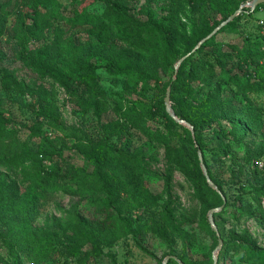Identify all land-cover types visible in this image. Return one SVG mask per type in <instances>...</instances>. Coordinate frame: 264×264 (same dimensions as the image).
I'll use <instances>...</instances> for the list:
<instances>
[{
    "label": "trees",
    "instance_id": "1",
    "mask_svg": "<svg viewBox=\"0 0 264 264\" xmlns=\"http://www.w3.org/2000/svg\"><path fill=\"white\" fill-rule=\"evenodd\" d=\"M100 1L70 0L69 5L63 6L61 0H0V40L10 30L24 45L28 42H44L48 39L46 25L49 18L57 16L66 18L73 25H93L95 31L93 30L92 38L101 51L114 47L116 41L120 40L139 51L149 53L152 45L161 42L159 58L165 67L183 55L176 48L169 32L173 13L181 0H172L168 9L163 8L167 11L159 16L155 14L154 8L149 6L147 19L133 14L122 0L106 2L102 9L97 8ZM190 1L198 12V22L190 37L184 42L186 53L206 38L219 23L212 21L210 9L213 3L219 4L221 0ZM226 1L232 3V0ZM249 9L245 8L242 14L205 39L196 51L184 58L177 76L170 84L175 89H171L172 96L180 91L188 95L189 89L193 87V81L204 84L207 79H211L214 74L202 73L204 60L199 57V53L209 46H218L221 40L217 35L228 28H236L244 14L255 15L264 12V2L258 4L254 10ZM67 10H70L71 14L65 15L64 11ZM235 10L236 7L230 6L224 18L233 14ZM117 16H123L126 22L129 21L131 28H125L122 24L113 27V20ZM260 28L261 41L251 43L244 42V39L240 43L242 46L237 45L241 54L246 52L247 58L244 61L250 68L242 75H231L227 79L229 83L235 84L234 91L241 96L238 112H234L231 117L207 115L201 106L194 105L189 100H185L182 105H174L176 115L194 126L193 132L189 126L179 122L167 111L165 90L157 102L159 109L157 113L137 101L134 107L123 110L121 114L130 123V127L145 132L150 139L164 145L169 164V172L163 175L166 192L171 194L173 171H179L196 191L201 204V221L204 227L210 226L209 210L225 204L227 200H224L223 195L227 196V193L223 183L215 177L208 166V173L219 190L210 185L201 166L198 149L202 150L205 164L208 165L207 152L216 157L222 156L225 147L232 148V141L246 137L248 132L261 127L262 124L264 108L260 104L262 102L260 98L264 96V31L262 25ZM79 49L73 37H64L63 31L59 29L56 38L50 44H42L35 55L22 50L18 57L40 77H48L63 86L75 99L78 109L82 112L101 113L106 109V93L99 86L97 72L99 65L93 60L92 53L86 52L84 48ZM251 57L259 61L252 63ZM116 62L115 59H109L106 63L107 70L112 74L119 75L129 70L136 73L138 83L143 85L148 83V75L141 66L120 68ZM5 85L8 89L13 87L10 78H6ZM40 94L44 100L33 105L38 108L35 118V125L38 128L36 136H41V129L44 126L54 130L62 121L55 103L49 102L47 88L42 87ZM156 116L162 118L163 126L153 130L146 125V121ZM114 127L117 132L124 135V127L119 120L114 123ZM19 135L18 128L13 126V120L0 109V182L5 181L6 171H16L22 177V185L25 188L24 195L20 197L18 190L17 197L10 198L6 207L8 215L4 224L7 227L12 259L7 264H25L23 256L33 264H38L50 259L60 246H65L71 254L78 253L86 244L113 247L122 237L123 231L126 233L133 231L130 219L123 215L120 209L122 198L128 202L130 212H133V207L145 206L152 209L153 206H158V195L153 194L147 185V175L154 173L147 167L145 158L139 152L119 146L107 136L79 137L77 145L84 155L86 166L78 167L67 161L63 167L61 163L55 161L57 150L54 140L42 136L39 147L33 149L26 140L20 143L16 141ZM49 161L57 163L52 171L48 170ZM254 171L255 175L263 180L257 191L260 197H264V173L260 174L264 172V168L256 166ZM59 190L101 196L96 198L94 203L104 217L90 219L75 215L72 225L73 239L69 244L64 242L65 233L52 230L50 227L38 229L33 225L50 194ZM160 216L163 221L157 224L159 228L154 226L153 228L164 237L170 230L169 215L161 212ZM238 249H242L248 255L252 264H264V248L257 245L248 231L228 247H223L218 264L222 255L233 254ZM209 256L208 260L192 261L193 263L189 262L185 255L178 257L186 264H213L212 252ZM168 264H178V260L171 258Z\"/></svg>",
    "mask_w": 264,
    "mask_h": 264
},
{
    "label": "rangeland",
    "instance_id": "2",
    "mask_svg": "<svg viewBox=\"0 0 264 264\" xmlns=\"http://www.w3.org/2000/svg\"><path fill=\"white\" fill-rule=\"evenodd\" d=\"M109 1L114 0H101L97 8L102 9ZM122 1L133 14L147 19L149 6L153 7L155 14L159 16L167 11L163 8L168 9L172 0ZM61 2L63 6L70 4V0ZM248 2L232 0V3H228L221 0L219 4L213 3L210 9L212 21H219L213 30L229 17L224 18L230 6L236 7L235 11L242 9V14L245 8H250L246 6ZM64 13L71 14L70 10ZM262 19L264 12L255 15L244 14L236 28H228L217 35L221 40L218 46H209L199 53V57L204 60L202 73L211 72L214 75L204 84L193 81L188 95L182 94L181 91L171 95L173 110L174 105L179 106L189 100L192 104L201 106L207 115H223L229 118L234 112H238L241 96L234 91L235 84L229 83L227 79L231 75H242L250 68L244 61L247 58L246 52L241 54L237 45L242 46L240 43L244 39V42L251 43L262 40ZM113 21V27L122 24L125 28H131V24L126 22L123 16H117ZM197 22L198 12L192 1L181 0L173 13L169 32L176 48L183 55L167 67L159 58L161 42L152 45L149 53L139 51L120 40L116 41L114 47L101 51L92 38L93 25H73L66 18L57 16L49 18L46 25L48 39L44 42H28L24 45L10 30L0 40V109L13 120V126L18 128L20 135L16 141L20 143L26 140L33 149H37L42 142V136H46L56 144V162L61 163L63 167L67 161L78 167H85V158L79 151L77 139L107 136L115 144L143 155L147 167L154 173L147 175V185L153 194L158 195V206H153L152 209L145 206L133 207V212L128 211V202L125 199L120 200L122 214L130 219L133 231H123L122 237L113 247L86 244L81 251L71 254L65 246H60L50 259L38 264H163L168 255H185L189 262H196L208 260L211 252L214 261V256L219 258L224 246L228 247L246 231L253 236L258 246L264 248V197H260L257 191L263 180L255 175L254 171L256 166L259 167L258 162H262L264 168V113L261 127L252 129L240 140L232 141V148L225 147L222 156L216 157L207 152V170L209 166L215 177L223 183L227 193V196L223 195L227 200L226 205L223 203L214 207V222L209 218L210 226L207 227H204L201 221V204L194 187L177 170L173 171L171 194H167L163 175L169 172V164L164 145L150 139L145 132L130 127V123L121 116L123 110L134 107L137 101L144 103L154 113L158 112L157 102L164 90L166 97L172 79L177 76L178 62L200 47H197L199 42L191 51L185 52L184 42L192 34ZM59 29L63 31L64 37H73L79 45V50L84 48L86 52L92 53L93 60L99 65V86L106 93V109L101 113L82 112L63 86L48 77H40L18 57L22 50L35 55L42 44H50L56 38ZM109 59L117 60L120 68L141 66L148 75V83H138L136 73L129 70L119 75L112 74L106 67ZM250 61L256 63L259 60L251 57ZM6 78H10L13 85L11 89L5 85ZM42 87L47 88L49 102L55 103L62 121L54 130L44 126L41 136H36L38 128L35 118L38 108L33 105L44 100L40 94ZM262 97V102H258L264 108V96ZM118 120L124 127V135L114 127ZM161 123L160 116L146 121V125L153 130L163 126ZM55 161L48 162L49 171L56 166ZM4 178L5 181L0 182V264L12 261L7 227L4 224L8 215L6 207L10 198L17 197L18 190L19 196L22 197L25 189L19 172L6 171ZM100 197L63 190L53 192L42 205L33 225L38 229L50 227L65 233L64 242L69 244L73 239L72 225L75 215L90 219L104 217L94 203L95 199ZM161 212L169 215L170 230L164 237L153 228H159L157 224L163 221ZM23 258L25 264H33L28 258ZM178 264L186 263L178 257ZM220 264H252V260L248 259L242 249H238L233 254L222 255Z\"/></svg>",
    "mask_w": 264,
    "mask_h": 264
},
{
    "label": "water",
    "instance_id": "3",
    "mask_svg": "<svg viewBox=\"0 0 264 264\" xmlns=\"http://www.w3.org/2000/svg\"><path fill=\"white\" fill-rule=\"evenodd\" d=\"M263 2H264V0H250V1L246 4V6H249L252 10H254L258 4L263 3ZM241 11H242V9H239V10L235 11L233 14H231V15H230V16H229V17H228V18H227V19H226V20H225V21H224L219 27H217V28H216L215 30H213V32H211L206 38H204V39L198 44L197 47H199V46L201 45V43H202L205 39H207V38L211 37L213 34H215V33H216V32H217V31H218L223 25H225V24H227L229 21L233 20L237 15H239V14L241 13ZM184 58H185V57H184ZM184 58H182V59L178 62V64H177V70H178L179 66L181 65L182 60H183ZM174 79H175V77H174ZM171 89H172V86L170 85L169 88H168V90H167V95H166V97H165V102H166V106H167V110H168V112H169L173 117H175L179 122L187 124V125L192 129V131L194 132V126L191 125L190 123H188L187 121H185L184 119L179 118V117L176 115L175 111L172 109V105H171ZM198 152H199V158H200L201 166H202V168H203L204 173H205L206 176H207V179H208L210 185H211L213 188L219 190L217 184L211 179V177H210V175H209V173H208L207 166H206L205 161H204L203 153H202V150H201L200 148L198 149ZM224 200L226 201V198H225V197H224ZM221 208H222V207H221ZM215 210H216V208H212V209L209 211V218H210V220H211L212 222H214L213 212H214ZM221 243H222V241H221V239H220V244H221ZM220 244H219V245H220ZM171 258H174V259L178 260V257H177L176 255H168V256H166V258H165L163 264H168V262H169V260H170ZM214 264H218V257H217V255L214 256Z\"/></svg>",
    "mask_w": 264,
    "mask_h": 264
},
{
    "label": "built area",
    "instance_id": "4",
    "mask_svg": "<svg viewBox=\"0 0 264 264\" xmlns=\"http://www.w3.org/2000/svg\"><path fill=\"white\" fill-rule=\"evenodd\" d=\"M261 25H262V31H264V19L261 20ZM258 166L260 168H263V163L262 162H258Z\"/></svg>",
    "mask_w": 264,
    "mask_h": 264
}]
</instances>
